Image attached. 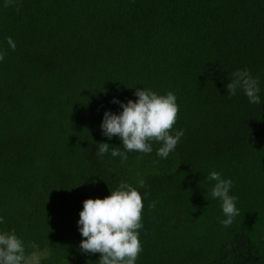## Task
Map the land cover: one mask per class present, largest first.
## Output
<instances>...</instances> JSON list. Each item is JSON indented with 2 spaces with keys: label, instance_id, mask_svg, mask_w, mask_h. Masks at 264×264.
<instances>
[{
  "label": "trees",
  "instance_id": "1",
  "mask_svg": "<svg viewBox=\"0 0 264 264\" xmlns=\"http://www.w3.org/2000/svg\"><path fill=\"white\" fill-rule=\"evenodd\" d=\"M0 0V231L49 254L42 264H96L80 251L79 212L120 182L143 196L136 264H264V0ZM16 47L12 50L7 38ZM259 78L260 104L236 70ZM171 91L184 135L166 159L102 134L113 99ZM99 143L110 145L98 156ZM231 179L240 215L225 228L210 171ZM143 179L146 187L139 188ZM155 201V207L149 204Z\"/></svg>",
  "mask_w": 264,
  "mask_h": 264
},
{
  "label": "clouds",
  "instance_id": "2",
  "mask_svg": "<svg viewBox=\"0 0 264 264\" xmlns=\"http://www.w3.org/2000/svg\"><path fill=\"white\" fill-rule=\"evenodd\" d=\"M16 6L19 10V0H5L4 6ZM7 44L15 50L12 38H7ZM7 55L5 50H0V61ZM228 96L232 97L242 90L248 101L260 104L259 78L253 77L247 69L236 70L232 79L226 84ZM135 101L128 100L122 103L115 98L113 103L120 105L122 111L114 114L105 111L100 125L102 134L109 139L118 137L124 147L111 148V156L121 158V163L127 161V152L150 154L152 144L158 143L160 147L156 154L166 159L180 143L184 130L173 131L179 117V105L175 94L168 91L158 94L150 88L136 89ZM108 143H99L96 150L98 156L109 153ZM207 180L214 181L210 189V196L221 202V209L225 219L219 223L228 228L234 219L240 215L237 207L238 197L231 195L233 187L231 179L222 178L218 171H210ZM138 187H146L143 179L138 180ZM155 201L149 204L155 207ZM143 196L137 187L126 182H120L110 195L104 198L85 199L83 208L79 212L80 241L79 249L85 254H99L96 264H136L142 252V243L139 239L140 230L143 228ZM0 223L3 219L0 218ZM20 238L15 230L0 231V264H42V260L49 254L48 250L41 251L35 242L28 245Z\"/></svg>",
  "mask_w": 264,
  "mask_h": 264
}]
</instances>
